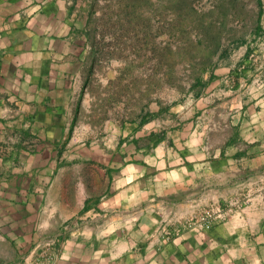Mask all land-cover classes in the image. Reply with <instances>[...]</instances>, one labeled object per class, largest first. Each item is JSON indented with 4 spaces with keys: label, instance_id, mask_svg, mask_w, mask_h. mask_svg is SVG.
<instances>
[{
    "label": "crops",
    "instance_id": "obj_1",
    "mask_svg": "<svg viewBox=\"0 0 264 264\" xmlns=\"http://www.w3.org/2000/svg\"><path fill=\"white\" fill-rule=\"evenodd\" d=\"M256 1L254 39L181 105L98 124L92 0H0V264H264ZM210 207L227 217L190 223Z\"/></svg>",
    "mask_w": 264,
    "mask_h": 264
},
{
    "label": "rangeland",
    "instance_id": "obj_2",
    "mask_svg": "<svg viewBox=\"0 0 264 264\" xmlns=\"http://www.w3.org/2000/svg\"><path fill=\"white\" fill-rule=\"evenodd\" d=\"M259 13L256 0H92L91 118L115 123L181 105L222 57L254 39Z\"/></svg>",
    "mask_w": 264,
    "mask_h": 264
},
{
    "label": "built area",
    "instance_id": "obj_3",
    "mask_svg": "<svg viewBox=\"0 0 264 264\" xmlns=\"http://www.w3.org/2000/svg\"><path fill=\"white\" fill-rule=\"evenodd\" d=\"M263 80H258L260 82L257 81V85L259 87H264V78H262ZM227 217V211L226 210H221V209H215V208H207L203 211H201L197 216H195L190 223H192L193 225L201 228V229H210L215 222H217L220 219H224ZM169 231H165L164 232V238H168L169 237ZM26 264H53L49 261H35V262H26Z\"/></svg>",
    "mask_w": 264,
    "mask_h": 264
}]
</instances>
